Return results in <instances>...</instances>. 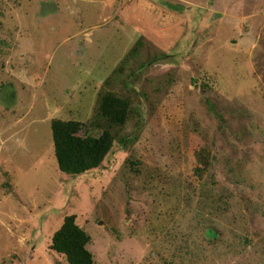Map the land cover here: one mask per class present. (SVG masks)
I'll list each match as a JSON object with an SVG mask.
<instances>
[{"label": "rangeland", "instance_id": "obj_1", "mask_svg": "<svg viewBox=\"0 0 264 264\" xmlns=\"http://www.w3.org/2000/svg\"><path fill=\"white\" fill-rule=\"evenodd\" d=\"M60 171L52 124L99 138ZM264 264V0H0V264Z\"/></svg>", "mask_w": 264, "mask_h": 264}, {"label": "trees", "instance_id": "obj_2", "mask_svg": "<svg viewBox=\"0 0 264 264\" xmlns=\"http://www.w3.org/2000/svg\"><path fill=\"white\" fill-rule=\"evenodd\" d=\"M127 109V102L114 94L102 96L98 115L109 122V129L99 138L78 136L76 123L53 122L55 155L60 171L71 176H82L100 168L115 143L112 130L126 123ZM89 243L88 234L77 225L75 217L69 216L55 233L52 249L66 256L69 264H95L88 250Z\"/></svg>", "mask_w": 264, "mask_h": 264}]
</instances>
